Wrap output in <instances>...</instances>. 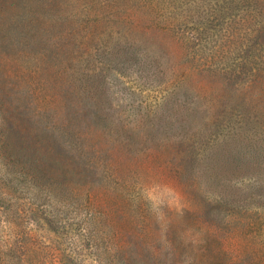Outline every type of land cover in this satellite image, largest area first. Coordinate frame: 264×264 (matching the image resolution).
Listing matches in <instances>:
<instances>
[{
	"label": "trees",
	"instance_id": "16d2710c",
	"mask_svg": "<svg viewBox=\"0 0 264 264\" xmlns=\"http://www.w3.org/2000/svg\"><path fill=\"white\" fill-rule=\"evenodd\" d=\"M45 1L50 32L71 11L81 32L73 97L68 76L67 90H44L46 224L62 235L78 224L97 259L100 246L126 249L121 236L141 246L154 233L144 207L154 184L193 201L205 179L250 176L264 126L249 97L263 77L208 58L187 26L190 0ZM236 190L215 201L250 226L252 191Z\"/></svg>",
	"mask_w": 264,
	"mask_h": 264
},
{
	"label": "rangeland",
	"instance_id": "374dc122",
	"mask_svg": "<svg viewBox=\"0 0 264 264\" xmlns=\"http://www.w3.org/2000/svg\"><path fill=\"white\" fill-rule=\"evenodd\" d=\"M45 2L0 0V264H126L121 257L128 263L138 257L137 264H264V133L256 136L260 155L250 176L221 184L205 179L193 201L154 184L144 207L157 217L155 230L141 246L121 236L116 246L126 249L104 254L100 246L96 259L78 224L63 235L46 224L44 90H67L68 76L72 95H66L73 97L81 32L74 11L50 32ZM187 15L208 58L241 76L263 77L249 98L264 126V0H190ZM229 184L236 192L252 191L250 226L236 208L216 203Z\"/></svg>",
	"mask_w": 264,
	"mask_h": 264
}]
</instances>
